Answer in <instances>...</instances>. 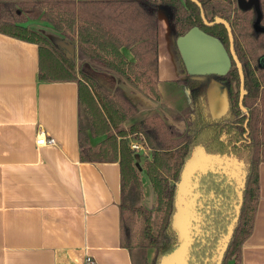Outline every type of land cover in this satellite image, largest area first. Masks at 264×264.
I'll return each instance as SVG.
<instances>
[{
  "label": "trees",
  "instance_id": "1",
  "mask_svg": "<svg viewBox=\"0 0 264 264\" xmlns=\"http://www.w3.org/2000/svg\"><path fill=\"white\" fill-rule=\"evenodd\" d=\"M199 1L208 21L220 16L232 26L235 50L245 74L243 103L247 112L240 107L241 80L234 59L225 75L198 76L186 70L176 41L194 26L220 39L230 51L226 26L206 24L200 7L192 0H0L2 33L39 45L40 79L78 82L81 109L88 118L87 126H80L81 159L119 161L122 245L155 249L147 264H161L182 242L178 183L196 150L222 162L216 161L218 169L216 166L196 173L186 194L193 211L201 200L204 206L205 241L196 240L191 246L195 257L191 264H242V246L255 222L259 164L264 160V61L260 62L264 56L260 59L257 54L264 47V30L255 27L256 10L241 9L237 0ZM260 3V26L264 28V0ZM24 9H28V15ZM34 9L56 30L73 38L82 54L99 69L148 87L156 98H160L155 83L159 13L164 9L183 73L178 83L188 91L189 110L175 117L153 114L125 128L123 124L137 112L133 101L121 88L112 93L102 87L88 72L77 75L73 56H67L43 33L25 25ZM125 50L131 52L132 60ZM211 77L228 89V110L220 117L214 116L209 107L207 88ZM103 135L105 138L93 146L91 137ZM131 138H139L151 151L145 172L157 195L160 218L155 226L147 208L125 202L127 189L140 188L143 183ZM136 215L143 218L139 231Z\"/></svg>",
  "mask_w": 264,
  "mask_h": 264
},
{
  "label": "crops",
  "instance_id": "2",
  "mask_svg": "<svg viewBox=\"0 0 264 264\" xmlns=\"http://www.w3.org/2000/svg\"><path fill=\"white\" fill-rule=\"evenodd\" d=\"M37 19L28 18L25 25L74 57L77 42L63 31L49 28L53 32L46 33L42 27L50 24L44 20L40 26ZM125 53L133 59L129 50ZM95 68L88 73L100 84L115 86L104 70ZM39 71V45L0 29V264H83L88 255L95 264H136L135 249L122 245L119 161L81 159L78 82L42 80ZM182 77L168 15L161 9L158 92L166 82L181 85ZM122 84L138 106L137 117L143 118L140 108L146 102L135 90L140 86L130 81ZM50 136L56 144L38 143L39 138ZM104 138L91 137V143L95 146ZM141 157L136 161L143 181L140 194L145 188L154 194ZM181 197L185 211L186 195ZM241 260L242 264H264V160L259 164L254 227L243 243Z\"/></svg>",
  "mask_w": 264,
  "mask_h": 264
},
{
  "label": "water",
  "instance_id": "3",
  "mask_svg": "<svg viewBox=\"0 0 264 264\" xmlns=\"http://www.w3.org/2000/svg\"><path fill=\"white\" fill-rule=\"evenodd\" d=\"M198 4L201 9V15L204 22L208 25L224 24L228 30L230 39V51L217 37L205 32L198 26L192 27L185 34L179 36L176 41L178 51L182 57L186 70L191 75L206 76V75H225L232 67V59L236 62L237 68L240 74V107L244 112H247V108L244 106V98L246 95L245 90V74L242 63L235 50V38L233 29L230 22L220 16L216 17L213 21H208L203 9L202 3L199 0H192ZM238 6L243 10H249L254 8L257 12V20L255 27L257 30H264L260 26L261 18V3L260 0H237ZM207 96L209 107L212 114L216 117L222 116L227 112L229 101H228V89L225 84L216 80L209 84L207 88ZM204 163L209 160L222 161L205 155L202 151L196 150L193 157L187 162L182 179L178 183L179 190V203L180 206L183 201V196L188 192V188L192 183V178L199 172H207L209 167ZM179 222L182 232V242L174 250L172 254L162 259L161 264H183L186 261V257L189 254L190 247L192 245V225L193 221H196V213L193 211L191 204L186 203L185 211L180 207L179 209ZM232 229L230 228L229 233Z\"/></svg>",
  "mask_w": 264,
  "mask_h": 264
},
{
  "label": "rangeland",
  "instance_id": "4",
  "mask_svg": "<svg viewBox=\"0 0 264 264\" xmlns=\"http://www.w3.org/2000/svg\"><path fill=\"white\" fill-rule=\"evenodd\" d=\"M24 10H27V15H28L29 14L28 9H24ZM32 12H33L32 14L33 16H30L29 18H33V19L38 18L37 23H39L40 26H43L42 22H44V20L46 22L44 15L40 13V11H38L37 9L32 10ZM44 26H47V27H42V29H44L46 33L53 32V31H50L49 28L51 30H55V28L52 27L51 25H44ZM71 54L72 52H70V55ZM257 54L258 55L264 54V47H260L257 51ZM72 55H74L77 75H81V71H85V72H88L89 70H91L92 72L95 71L96 68H95V64H93L94 61L89 60L87 56L82 54L81 50L78 49V46H77V49H75V52L73 51ZM103 74L104 76H106L107 74V76L110 77V79L114 80L112 82H115L116 84L114 87H110V86H106L104 84L99 83L102 87L106 88L112 93L117 88H121L124 92L128 91L129 88L123 86L122 82L123 81L128 82L129 80H127L126 78H122L118 74L108 71V70H104ZM137 86H140V87L135 88V90L138 89L142 97V100L146 102V104L140 108L141 109L140 112L144 114L143 118L149 117L153 114H159L162 116L164 114H168L174 117L181 116V115H185L186 112L189 110V96H188V91H186L187 89L185 85H177V83H174V82H166V83L161 84L160 85L161 92L160 91L159 92L162 94V96H160V98H156V96L149 90L148 87L143 86L142 84L137 85ZM130 92L131 91H128V93ZM131 96H132V93H131ZM134 104L136 105L137 111H138L137 104L136 103ZM82 116H83L82 124L83 126H87L88 118L84 112H82ZM140 116L142 115L140 114ZM136 120H140V118L137 117V112L128 121H126L123 124V126L125 128H128ZM132 141L143 143V141L140 140L139 138H131L130 143ZM146 148H147L146 151L142 153H135V155L138 154L136 155V158H135L136 161L140 159V156L144 158L143 160L141 159L143 162L141 163V165L144 168H145L146 159L151 157L150 148L148 146ZM136 166L139 169L140 162L139 163L136 162ZM141 177H142V173H141ZM142 186H143V183H142ZM142 186L140 188H136L135 186H132V188L127 189L125 193V202L133 204L135 206H144L145 208H147L152 214V223L155 226L160 218V214L156 211L157 195L156 193L153 194L152 192H150L151 189L147 190V188H145L146 190H144V192L140 194V190L142 189ZM136 218H137L136 229L137 231H139L140 227H142L143 225V218L141 216L139 217L138 215H136ZM134 249H135V263L136 264H147L152 261L154 254H155V249L153 248H144V249L134 248Z\"/></svg>",
  "mask_w": 264,
  "mask_h": 264
},
{
  "label": "flooded vegetation",
  "instance_id": "5",
  "mask_svg": "<svg viewBox=\"0 0 264 264\" xmlns=\"http://www.w3.org/2000/svg\"><path fill=\"white\" fill-rule=\"evenodd\" d=\"M178 61H179V66L181 67L180 60H178ZM216 80L217 79L215 77H211L208 81H209V84H210L212 81L214 83H216ZM202 163L205 164L206 167L208 166L209 168H215L217 166V163L214 160H209L206 163H204V161H203ZM216 168L218 169L219 167L217 166ZM203 207L204 206H203V201L202 200L199 202V205H196V207H195V212H196V215H198V216L196 218V221L192 222L193 223V225H192V234H193L192 245L194 244V242L196 240L205 241L204 240V236L206 234L204 233V228H203V215H204ZM192 252H193L192 251V247H190V251H189L188 256L186 257L185 263H184V260L182 261L183 264H191L193 261H195V257L192 255Z\"/></svg>",
  "mask_w": 264,
  "mask_h": 264
},
{
  "label": "built area",
  "instance_id": "6",
  "mask_svg": "<svg viewBox=\"0 0 264 264\" xmlns=\"http://www.w3.org/2000/svg\"><path fill=\"white\" fill-rule=\"evenodd\" d=\"M38 143L44 144V145H47V144L53 145V144H56V139L51 137V136L45 137V138L42 137V138L38 139ZM130 146L135 151V153H142V152L146 151V149H147L146 143H144V142L138 143L137 141H132L130 143ZM136 155H138V154H136ZM83 264H95V261L91 256L88 255L85 257Z\"/></svg>",
  "mask_w": 264,
  "mask_h": 264
}]
</instances>
